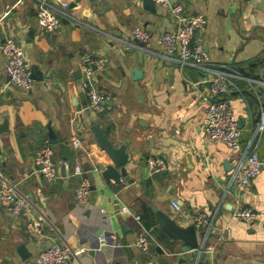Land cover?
Masks as SVG:
<instances>
[{"label": "crops", "instance_id": "1", "mask_svg": "<svg viewBox=\"0 0 264 264\" xmlns=\"http://www.w3.org/2000/svg\"><path fill=\"white\" fill-rule=\"evenodd\" d=\"M72 1L0 0V173L32 203L18 214L0 203V264H36L52 243L80 250L79 264H264V168L248 188L229 186L240 152L200 130L213 73L169 57L157 41L176 28L170 10L146 0H101L104 6L81 0L57 30L39 26L43 3L60 8ZM179 1L185 13L205 15L200 38L209 66L226 65L236 75L225 97L241 123L242 149H256L264 158V0ZM138 25L152 35L148 42L134 38ZM7 36L24 48L35 74L28 90L10 82L2 52ZM88 52L104 65L95 77L106 96L102 112L89 107L80 85ZM94 125L106 127L107 137L129 154L120 182L107 170L113 162ZM73 137L81 147L71 144ZM45 143L55 150L54 181L39 173L34 160ZM153 156L169 169L152 173L147 160ZM76 165L91 185L83 206L75 199L82 178L73 175ZM246 206L257 213L252 222L235 215ZM199 211L213 219L202 251L166 235L156 216L187 227ZM32 217L42 221L43 236L27 231ZM140 231L150 238L148 251L134 244Z\"/></svg>", "mask_w": 264, "mask_h": 264}, {"label": "built area", "instance_id": "2", "mask_svg": "<svg viewBox=\"0 0 264 264\" xmlns=\"http://www.w3.org/2000/svg\"><path fill=\"white\" fill-rule=\"evenodd\" d=\"M153 1L167 7L176 23L174 30L166 31L157 37V41L164 47L167 55L169 57L177 56L180 63L190 64L202 71L213 73L207 79L210 87L203 96L207 109L200 124V130L210 141H221L233 150L240 152L235 170L228 179V183L229 186L248 188L252 179L263 170L264 158L256 149H242L241 123L230 100L225 97L232 82L231 77L236 76L235 73L230 71L226 65L216 70L209 66V54L200 38L207 25L205 15L185 13L184 6L179 0ZM62 16H69L68 2L62 3L60 8L50 3H43L37 12L38 24L47 32H53L59 28ZM132 34L141 43L148 42L152 38V35L139 25L134 27ZM2 52L7 60L10 82L24 89H30L33 84V70L27 61L24 48L12 36H7L2 44ZM80 70L82 75L80 85L87 97L89 107L96 112H102L106 96L97 87L95 79L97 71L104 70L102 60L93 52H88L81 59ZM259 128L263 129V121ZM71 144L75 148L81 147V141L78 137H73ZM54 155L53 146L50 143H45L37 150L34 158L39 173L48 181H54L59 177ZM147 163L152 173H160L169 169L166 160L160 156L149 157ZM83 173L84 169L80 165L74 167L73 175L82 176ZM90 189L89 180L82 176L75 190V199L79 206H83L87 202ZM0 203L9 204L11 210L16 214L30 211L32 207L30 199L1 173ZM172 204L175 209L180 210L177 201H173ZM235 215L246 222H252L257 217L256 211L247 206L238 209ZM136 218L140 219L139 216ZM193 224L202 231V240L199 239L198 246V249L202 251L212 228L213 219L205 212L199 211L193 217ZM27 231L31 235L43 236L42 221L37 218H30L27 222ZM225 237L222 234L220 238L225 239ZM104 242L105 238L103 237L102 243ZM134 244L142 251H148L151 241L146 232L140 231ZM80 253V250L75 251L62 244L52 243L40 252L36 264H79L75 259ZM196 264L203 263L198 261Z\"/></svg>", "mask_w": 264, "mask_h": 264}, {"label": "water", "instance_id": "3", "mask_svg": "<svg viewBox=\"0 0 264 264\" xmlns=\"http://www.w3.org/2000/svg\"><path fill=\"white\" fill-rule=\"evenodd\" d=\"M81 0H73L69 3V9L76 6ZM93 3L101 4L104 6L101 0H89ZM153 3V0H146V3ZM137 75L140 74V71L135 70ZM35 77V74H33ZM93 133L96 140L100 146L108 153L112 159L113 164L107 166V170L110 172L113 179L117 182H120L121 176L126 175L125 166L129 163V154L126 152L124 147H117L106 135V127L93 126ZM50 143L55 147L56 138L53 131H50ZM64 172V167H63ZM157 219L159 221V226L162 231L171 238L181 239L188 245L192 247L199 246V238L197 233V228L194 224L187 227L180 226L177 221L173 218L168 217L167 215L156 212ZM22 256H25V247L24 245L20 247L19 250Z\"/></svg>", "mask_w": 264, "mask_h": 264}]
</instances>
